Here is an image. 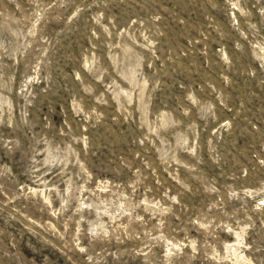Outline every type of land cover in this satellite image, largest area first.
Listing matches in <instances>:
<instances>
[{"label": "rangeland", "instance_id": "rangeland-1", "mask_svg": "<svg viewBox=\"0 0 264 264\" xmlns=\"http://www.w3.org/2000/svg\"><path fill=\"white\" fill-rule=\"evenodd\" d=\"M0 264H264V0H0Z\"/></svg>", "mask_w": 264, "mask_h": 264}, {"label": "bare ground", "instance_id": "bare-ground-1", "mask_svg": "<svg viewBox=\"0 0 264 264\" xmlns=\"http://www.w3.org/2000/svg\"><path fill=\"white\" fill-rule=\"evenodd\" d=\"M228 244H229L228 246H230V247L234 245L233 243H228Z\"/></svg>", "mask_w": 264, "mask_h": 264}]
</instances>
